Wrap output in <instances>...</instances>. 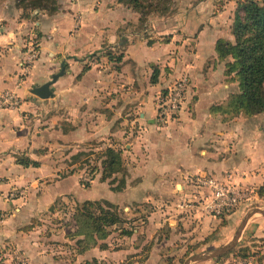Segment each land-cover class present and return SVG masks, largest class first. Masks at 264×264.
Returning a JSON list of instances; mask_svg holds the SVG:
<instances>
[{"label": "crops", "instance_id": "obj_1", "mask_svg": "<svg viewBox=\"0 0 264 264\" xmlns=\"http://www.w3.org/2000/svg\"><path fill=\"white\" fill-rule=\"evenodd\" d=\"M94 1L99 7L92 10L90 2ZM1 3L0 95L9 90L24 97L34 86L51 81L52 76L63 67L65 72L51 84L53 96L41 99L31 92L34 95L31 99L33 105L25 102L16 111L0 110V154L8 149L24 150L25 145L31 142L36 146L63 143L69 148H82L83 145L98 142L105 148L121 150L127 171L126 187L121 191L110 187V194L102 200L119 207L124 204L165 207L146 215L148 226L143 235H140V227H130L134 230L131 236L122 235L126 239L131 238L133 245L122 249L121 253L134 256L142 250L146 253L144 261L138 264H167L165 257L172 249H163L162 246L172 236L187 238L189 243L202 236L205 240L221 220L223 231L226 228L227 232L232 231L234 227L232 223H227V216L234 214L216 217L202 210L197 202L195 179L198 175L209 174L251 188L264 183V133L258 120L262 113L252 117L242 114L230 117L212 110L214 106L224 104L234 92L225 81L224 70L207 71L203 66L208 59L216 58V39L209 41L210 47L200 32L213 31L216 22L207 27L197 24L199 32L195 47L189 53L187 45L194 42L190 40V34L185 33L187 38L178 41L172 31H192L196 26V15L192 12H186L191 26L180 23L182 11L170 15L169 19H151L148 26L155 24L160 33H168L166 35L171 39L160 42L157 36L151 37L153 44L150 45L144 37L128 36H136L135 32L121 37V28L128 29L132 23L131 27L135 26L139 14L118 0L116 4L110 0H77L70 6H60L52 14L34 10L32 17L26 16L25 10L16 5ZM78 11L82 17L76 22L73 13ZM75 25L78 28L72 33ZM30 32L38 38V57L27 79L22 80L21 62L26 55ZM104 45L112 50L122 49L124 56L117 67L113 59L107 57L100 58L99 64L102 65H93L86 58L87 53L95 52ZM178 46L180 54L171 62L170 53H174L173 48L178 49ZM209 48H212L211 54L203 53ZM181 68L182 73L191 78V94L187 103H182L178 118L159 123L156 95L170 80L180 75ZM155 70H158V78L153 82ZM32 107L42 112L47 110L45 116L43 113L42 118L36 117L35 124L31 125L33 129L43 128L35 135L25 125L27 122L23 115ZM33 138H36V144ZM48 160L35 159L42 165L33 168L44 173L54 168L58 174L60 170ZM74 173V170L69 172L71 175ZM166 225L172 229L171 237L165 235L161 239L158 233L159 239L153 242L155 233ZM256 235L257 232L252 236ZM31 251L34 252V249ZM109 253L108 249L94 247L76 255V261L81 264L97 258L101 262L104 260V264H114V258L111 259ZM32 259L35 264H46L45 259L49 264L50 256L34 252ZM216 261L214 257L197 264H219Z\"/></svg>", "mask_w": 264, "mask_h": 264}, {"label": "rangeland", "instance_id": "obj_2", "mask_svg": "<svg viewBox=\"0 0 264 264\" xmlns=\"http://www.w3.org/2000/svg\"><path fill=\"white\" fill-rule=\"evenodd\" d=\"M2 1L5 2L4 5L13 4L17 6L16 0H0V4H2ZM238 1L239 0H171L170 14L166 16L153 15L143 24L138 20L133 27H131L133 25L132 23L128 29L121 28V37H126L125 34L127 35L129 32H135L136 36H132L131 34H128V36L130 35L132 38L144 37V39L146 41L149 40V42L152 41L150 40L152 39L151 37L157 36L160 42H166L171 39V36L166 35L168 33L165 32L160 33L155 24H152L151 27L148 26L149 21L153 18L167 17L169 19L170 15L178 14L179 11H182L183 21L180 20V23L191 26V22L187 20L188 16L186 12L188 11L192 12L194 16L196 15L194 18L196 26H193L192 31L187 30L186 32H177L175 29V31L172 32H174L176 40L178 41L187 38L185 33L190 34V40H194L193 43L187 45L190 47V50H188L190 53L195 47L196 36L199 32L197 24H202L200 27H207L216 22L217 25L213 31L210 30L207 32V30H205L204 33L200 32L203 34L202 38H204L205 42L214 41L216 39L214 44L216 58L212 57L211 59H208L206 63H203V66H206L207 71L214 70L218 72L224 70V75L226 77L225 81L229 83L233 89L234 92L232 93H235L239 91V82L236 79H232V75L226 74L227 62L232 59L230 57L220 59L216 52V43L220 39L234 42L232 25ZM57 2L60 7L64 5L70 6L72 3L75 4L77 0H57ZM110 2L116 4L117 0H110ZM90 3V8L92 10L99 7L97 1ZM111 3H108V5ZM38 11L45 12L43 10ZM33 13L34 10L31 9L25 11V15L28 17H32ZM80 13V11L73 13L76 22L82 17ZM144 27L145 29L147 28L146 31H144ZM77 28L78 27L75 25L71 32L75 33ZM34 35L33 32H30L27 37L26 55L21 62L23 71H21L22 75L20 76L22 80L27 79L33 63L38 57L39 42L38 38ZM177 48L178 49L173 48L174 53H170L171 62H174L176 56H179L180 54L179 46ZM121 50V48L112 50L107 45H104L101 49L95 52L92 51V53H87L86 58L91 64L98 65L101 57H107L110 59L108 55L110 53L115 63L114 65L117 67V63L121 62H118L117 58L122 57L123 59L124 56ZM175 51H177V55ZM203 53L207 55L211 54L212 48H209V50H203ZM168 61H170V59ZM182 69L183 68H181L180 75H176V77L170 80L168 85L163 87V89H161L156 95L155 107L159 123L166 122L170 119H176L179 116L180 112L177 115L170 114L164 120L161 119V112L167 107L165 103L168 102L169 99V97L166 96L171 90H174L178 84L183 83L185 90V98L183 102L185 101V104L191 94V78L187 73H182ZM32 85L33 84L30 85V88ZM8 92H11L12 94ZM32 98H34V95L31 92L24 97H19L18 94L7 90L0 95V110L7 109L16 111L19 109L21 103L25 102L33 105L34 102L32 103ZM10 102L16 103L12 105ZM32 108L26 110L23 115L25 122H27L25 125L29 126V131L35 135L36 132H40L43 128L39 126L37 129H33V126L31 125L35 124L36 121H34V119L36 117L42 118L43 113L45 116L47 110L45 109V111L42 112L36 107ZM258 120L259 123L263 125L264 133V112L258 117ZM28 129L25 128L24 130L27 131ZM26 133L28 135L29 132L27 131ZM29 137H31V135ZM33 139L34 144H36V138ZM101 145V143L95 142L83 145L82 148L78 146L75 148L74 146H72L73 148H69V145H64L63 143H45L44 145L36 146L31 142L30 145H25V149L23 148L24 150L17 151L15 149H8L0 154V264H35L32 259L34 252H39V254L45 256L49 255V264H77L78 261H76V255H78V253L74 249L77 238L70 236V234L74 233L77 228L72 218L74 208L77 203L82 202L87 198H91L92 200H102V197H106L110 194L108 190L110 189L111 184H108V181L105 183L101 181V173H96L94 175L91 173L92 167L99 164L96 155L83 156L81 158L82 161L74 164H71V155L84 149L85 152H92L94 149L93 151L97 153L105 148L104 145ZM45 147L47 148L45 149ZM22 158H32L33 160L48 158V162H52L51 165H55L60 172L56 174L54 168L53 171L47 173L39 171L38 169L33 168V166L25 168L17 163L18 160ZM87 159H90L89 163H87ZM40 165H42L41 161ZM72 170H74L75 173L71 175L69 172ZM248 188L251 189L250 200L243 205L242 208L232 212L231 215L234 214L232 217L227 216V223H232L231 225L234 227L230 233L229 231H226L227 228L225 229V232L223 231V223L221 220L215 228V231L208 234V238L204 240L205 237L202 236L197 239L200 240L199 242L196 240L193 241V243H189L186 241L187 238L180 237L179 235L171 237L172 229L168 225L161 227V229L158 230L159 232L157 231V233H155V237L152 241H156L158 233L162 236H159L161 239H164L165 235L171 237L168 238L162 246L163 249L164 247H170V249H172L170 253L166 254L165 258L167 259V264H185V262L192 256L207 254L217 248L229 244L244 217H246L249 212L256 208L264 210V183L254 185L253 188H251V186ZM173 199L174 198H172V200ZM168 204H171L169 200ZM52 206H54L53 209H51ZM129 208H131V210H129ZM164 208V206L161 208L159 205L152 204H139L135 206L124 204L120 207L123 215L128 221V224H125L124 226L126 228L140 227V235H143L147 230L148 224L147 222L145 223L146 215H150L153 211L157 213L158 210ZM33 220L34 228L30 231H24L23 228L31 224ZM223 220L225 221L226 219ZM246 224V229L241 235L240 241L237 242V244L228 252L220 255L221 258L216 262L219 264H234L238 260H246L242 259L239 255L240 250L247 246L249 248L248 254H251V252L255 253V256H252L253 258L251 257L253 264H264V215L261 213H255L251 215ZM119 228L120 227H118L117 230L115 229L105 240V242L109 244L107 249L111 252L109 253L111 256L110 258H114L113 263L138 264L144 261L143 259L147 255L143 250L135 256L132 254L121 253L122 249H127L128 246H132L133 243H131V238L126 239L122 236L121 229ZM182 228L187 230L184 226ZM256 232L257 235L253 237L252 235ZM141 239L145 240L143 237H141ZM150 241L151 239L148 240V242ZM32 248L34 249V252H30V249ZM52 256L54 257L52 258ZM102 262L103 264L105 263L104 260H102ZM45 263L48 264L46 259ZM191 264H197V262Z\"/></svg>", "mask_w": 264, "mask_h": 264}, {"label": "trees", "instance_id": "obj_3", "mask_svg": "<svg viewBox=\"0 0 264 264\" xmlns=\"http://www.w3.org/2000/svg\"><path fill=\"white\" fill-rule=\"evenodd\" d=\"M125 6L136 11L142 24L148 18L166 16L171 13V0H118ZM17 6L23 10H43L55 13L59 9L57 0H16ZM234 42L220 39L216 43V52L220 59L230 57L227 62V75L239 82V91L229 95L224 104L214 106L213 111H219L230 117L245 115L252 117L264 112V0H239L232 25ZM150 41L149 44H152ZM109 58L112 55L109 53ZM118 62L122 57L117 58ZM158 70H155L152 81L156 82ZM96 155L99 164L93 166L91 173H101V181H108L111 188L121 191L126 187V175L122 152L113 147H106L100 152L81 151L71 157L72 163L82 161L83 156ZM87 163L90 159H87ZM85 162V161H84ZM18 164L24 167H38L40 163L30 158L19 159ZM262 193V190H261ZM54 206L51 207L53 209ZM72 218L77 226L70 234L76 237L75 251L84 254L88 250L99 247L107 249L105 240L118 227L123 236H131L133 229L126 228L127 218L120 207L108 200H85L76 204ZM131 223V222H129ZM34 228V220L23 228L30 231ZM245 246L240 250V257L248 259L255 253L248 254ZM237 256V255H236ZM221 256H217L218 260ZM83 264H103L97 258L86 260Z\"/></svg>", "mask_w": 264, "mask_h": 264}, {"label": "built area", "instance_id": "obj_4", "mask_svg": "<svg viewBox=\"0 0 264 264\" xmlns=\"http://www.w3.org/2000/svg\"><path fill=\"white\" fill-rule=\"evenodd\" d=\"M166 97L169 99L165 103L167 107L161 112L162 120L170 114L177 115L181 111L182 102L185 98L183 83L178 84ZM14 103L16 102H10L12 105ZM195 184L197 202L202 210L216 217L231 214L250 200L251 189L235 183L231 179L220 180L212 175L204 174L196 177ZM234 264H250V259L238 260Z\"/></svg>", "mask_w": 264, "mask_h": 264}, {"label": "water", "instance_id": "obj_5", "mask_svg": "<svg viewBox=\"0 0 264 264\" xmlns=\"http://www.w3.org/2000/svg\"><path fill=\"white\" fill-rule=\"evenodd\" d=\"M65 72V69L64 67L62 68V70L57 73V74H54L52 76V80L51 81H48L46 83H44L43 85L41 86H34L31 90V92L41 98V99H46L50 96H53V89L51 88V84L53 82H55L59 76L63 75ZM255 213H261L264 215V210L263 209H260V208H256L254 210H252L251 212H249L246 217H244L242 223L240 224L238 230L236 231L232 241L225 245V246H222L220 248H217L207 254H201V255H195V256H192L189 260H187L185 262V264H191L193 262H198V261H201V260H205V259H210V258H214V257H217V256H220L226 252H228L233 246H235L237 244V242L240 241V237L242 235V232L245 228V225L248 221V219L251 217V215L255 214Z\"/></svg>", "mask_w": 264, "mask_h": 264}]
</instances>
